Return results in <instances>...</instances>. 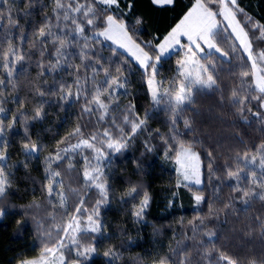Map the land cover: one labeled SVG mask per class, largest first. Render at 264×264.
I'll return each mask as SVG.
<instances>
[{
	"label": "snow or ice",
	"instance_id": "snow-or-ice-1",
	"mask_svg": "<svg viewBox=\"0 0 264 264\" xmlns=\"http://www.w3.org/2000/svg\"><path fill=\"white\" fill-rule=\"evenodd\" d=\"M148 8L163 19L139 0H0V221L32 236L11 264H264V14ZM146 156L174 170L167 227L148 220Z\"/></svg>",
	"mask_w": 264,
	"mask_h": 264
},
{
	"label": "rangeland",
	"instance_id": "rangeland-1",
	"mask_svg": "<svg viewBox=\"0 0 264 264\" xmlns=\"http://www.w3.org/2000/svg\"><path fill=\"white\" fill-rule=\"evenodd\" d=\"M246 3L249 4V6L256 12V14L259 16L262 13V10L257 8L255 9V5H250L249 0H245ZM139 5L141 7L142 10L146 11L149 13V15L153 18L154 21L159 22L163 19L164 14L160 13V12H152L149 8H148V0H139ZM130 157H133L134 155H136V152L134 150H130ZM146 160L150 161V162H154L153 164V168L149 169L151 170V172H154V174L157 175V177L159 178L158 183H157V187L154 189H152V192L155 195V200L153 201L152 207L149 210V215H148V220L151 221L152 223L156 224L157 226H160L161 224H163L165 227L168 226V221H170L172 219L171 215L168 212H164L162 211L164 204H163V200H164V192L161 190L162 187L164 185H166L167 181L170 178L174 177V170L173 167L171 165V163L169 162H164L161 159H157L155 156H146L145 157ZM156 163V164H155ZM131 165V164H130ZM121 167H125L127 166V162L122 161L120 164ZM129 166V164H128ZM127 166V167H128ZM132 165L129 166L128 168L131 169ZM182 203H183V208H179L174 210L176 215H185L187 217H190L192 215V205L190 200L188 199L187 195L183 196L182 199ZM13 212L17 211V210H12ZM116 211L113 210L112 212L109 213V216L111 217H115L116 216ZM16 219V218H15ZM14 219V220H15ZM1 222V221H0ZM13 226H16L15 223H13ZM142 228L144 227V232H141V236L143 237V241L140 244V247H138L140 250H142L143 248H147L149 245L146 243L149 239V233L152 230L151 224H146V225H141ZM140 226V227H141ZM2 235L4 234L5 236L7 235V229H5L3 226L0 229ZM144 233V235H143ZM148 233V236H147ZM133 235L135 236L136 233L133 232ZM32 239V236H31ZM7 241V239H6ZM32 242H27L25 245V249L27 250L30 246H31ZM138 248H131L130 252L135 253V251H138ZM134 251V252H133ZM128 254L126 253V256ZM14 256V255H13ZM12 262V257H7V259L5 258L4 255H2V257L0 258V264H11ZM93 264H104V259L103 257H96L93 260ZM121 264H123V262H121Z\"/></svg>",
	"mask_w": 264,
	"mask_h": 264
},
{
	"label": "trees",
	"instance_id": "trees-1",
	"mask_svg": "<svg viewBox=\"0 0 264 264\" xmlns=\"http://www.w3.org/2000/svg\"><path fill=\"white\" fill-rule=\"evenodd\" d=\"M249 2H250V5H255V9L259 8L262 10V13H264V0H249ZM16 131L19 132L20 130L17 129ZM14 155H15V152H14ZM136 155H139V153L136 152ZM130 156H131L130 153H128L129 159L127 161H125V162H127V166H128V164H129V166H131L130 164H131V158L132 157H130ZM151 168H153V167H151ZM151 173H152V175L148 179L152 183V189L154 191V189L157 187V183H158L159 178L157 177L156 174H154V172H151ZM13 202L14 203H20L22 201H18L15 198H13ZM257 207H259L258 203H257ZM15 218H16V216L10 214L9 216L5 217L0 222V229L3 226L5 229L8 230L6 232L7 233L6 236L4 234L2 235V233L0 231V258L2 257V255H4L6 259H7V257H8V259H9V257H12V259H13V257H14L13 255H15L16 253L21 251L22 248H25L26 247L25 244L27 242H32L30 230L24 231L22 235L20 233L16 232V230H15L16 226H13ZM140 228H141V232H144L143 231L144 227L142 228V226H141ZM150 234H151V232L149 233V236H150ZM140 235H141V233H140ZM143 235H144V233H143ZM147 236H148V233H147ZM6 239H7V241H6ZM133 248H138V247H133ZM140 249L138 248L137 252H140L141 251Z\"/></svg>",
	"mask_w": 264,
	"mask_h": 264
}]
</instances>
